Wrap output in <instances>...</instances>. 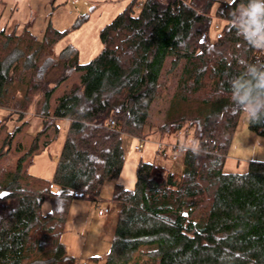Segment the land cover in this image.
Listing matches in <instances>:
<instances>
[{
    "label": "trees",
    "instance_id": "obj_1",
    "mask_svg": "<svg viewBox=\"0 0 264 264\" xmlns=\"http://www.w3.org/2000/svg\"><path fill=\"white\" fill-rule=\"evenodd\" d=\"M137 1L101 29L102 49L86 63L76 47L54 51L63 31L51 24L41 37L30 21L21 31L0 28V107L12 105V114L23 116L36 96L43 98V128L33 146L13 165L3 161L12 134L0 148V264H80L62 241L70 206L99 199L106 181L120 176L125 134H142L152 104L163 97L169 108L161 134L192 131L200 151H181L182 173L141 160L133 188L114 185L110 250L92 260L264 264V162L225 171L242 116L232 106L230 81L246 63H264V52L230 27L246 0L233 7L226 0H143L138 8ZM214 16L225 25L212 40ZM60 118L70 125L54 177L34 176L27 166L55 140ZM5 127L0 119V136ZM249 127L264 135V123ZM46 200L51 209L44 213Z\"/></svg>",
    "mask_w": 264,
    "mask_h": 264
},
{
    "label": "rangeland",
    "instance_id": "obj_2",
    "mask_svg": "<svg viewBox=\"0 0 264 264\" xmlns=\"http://www.w3.org/2000/svg\"><path fill=\"white\" fill-rule=\"evenodd\" d=\"M84 1L75 3L74 0H0V28L6 27V30L11 32L12 28L18 25L21 31L27 22L34 21L31 29L41 37L43 32L37 33L38 28L40 30L46 23L51 24L54 28L63 31L54 51L66 46L76 47L79 61L86 63L102 49L101 29L111 22L130 0H87V4ZM142 3L143 0H138L136 7H140ZM216 5L217 3L214 9ZM224 23V20L214 16L212 40L216 39ZM76 78V75L72 76L73 80ZM71 82L67 84L71 85ZM64 88L65 86L60 87L53 97ZM173 93L174 86L171 85L166 92L167 97H171ZM53 100L52 98L50 104H53ZM42 101L41 95L36 96L23 116L18 113L12 114V105L8 108L0 107V119L6 123L5 130L0 136V148L3 147V138L12 134L10 148L4 144V151L7 154L3 161L6 165H13L33 146L34 138L43 128V117L38 114V109L43 105ZM168 105L164 97L159 98L149 110V123L143 133L134 136L124 133L125 163L121 174L117 179L106 181L99 199L86 197L71 204L62 241L66 244L69 254L76 257L80 264L104 263L103 258L100 261L92 260V258L105 257L110 250L117 220L116 201L113 199L114 185L120 181L127 188H133L137 180V166L141 160L156 162L163 165L167 171L182 173L184 165L181 144L193 140V133L180 130L175 134H161L158 127L165 119ZM57 123L60 131L55 140L44 151L36 153L30 165L28 163L31 156L25 161L29 173L34 176L49 180L54 177L70 120L60 118ZM49 132L51 137V129ZM45 139L47 138L40 139L39 150ZM140 143L142 148L138 150L135 146ZM226 158L225 171L230 173L247 171L252 161L264 162V135L249 127V121L243 113ZM53 189L57 190L58 186L54 184ZM42 207L44 213L49 212L51 202L46 200ZM138 262L145 264L144 260ZM131 264L134 263L131 262Z\"/></svg>",
    "mask_w": 264,
    "mask_h": 264
},
{
    "label": "clouds",
    "instance_id": "obj_3",
    "mask_svg": "<svg viewBox=\"0 0 264 264\" xmlns=\"http://www.w3.org/2000/svg\"><path fill=\"white\" fill-rule=\"evenodd\" d=\"M230 7L236 0H226ZM230 27L255 50L264 52V0H246L232 12ZM244 72L230 81L232 106L251 124L264 123V63H246ZM182 151L198 154L197 140L181 144Z\"/></svg>",
    "mask_w": 264,
    "mask_h": 264
},
{
    "label": "built area",
    "instance_id": "obj_4",
    "mask_svg": "<svg viewBox=\"0 0 264 264\" xmlns=\"http://www.w3.org/2000/svg\"><path fill=\"white\" fill-rule=\"evenodd\" d=\"M74 1H75V3H76V2H79L80 0H74ZM84 2L87 4V0H85ZM109 124H112V125H113V124H115V121H114L113 119H110V120H109ZM135 148L138 149V150H140V149L142 148V143L137 144V145L135 146Z\"/></svg>",
    "mask_w": 264,
    "mask_h": 264
},
{
    "label": "crops",
    "instance_id": "obj_5",
    "mask_svg": "<svg viewBox=\"0 0 264 264\" xmlns=\"http://www.w3.org/2000/svg\"><path fill=\"white\" fill-rule=\"evenodd\" d=\"M126 1H128V0H126ZM30 22H31V21H30ZM27 23H28V22H27ZM32 23H34V21H33ZM47 25H48V24L46 23L45 27H44V28L42 27L40 30H39V28H38V32H37V33H39V34L42 33V32L45 30V28L47 27ZM119 182H120V181H119ZM120 183H122V182H120ZM122 184H123V183H122ZM123 185H124V184H123ZM124 186H125V185H124ZM125 187H126V186H125ZM126 188H127V187H126Z\"/></svg>",
    "mask_w": 264,
    "mask_h": 264
},
{
    "label": "water",
    "instance_id": "obj_6",
    "mask_svg": "<svg viewBox=\"0 0 264 264\" xmlns=\"http://www.w3.org/2000/svg\"><path fill=\"white\" fill-rule=\"evenodd\" d=\"M4 193H1V195H3Z\"/></svg>",
    "mask_w": 264,
    "mask_h": 264
}]
</instances>
